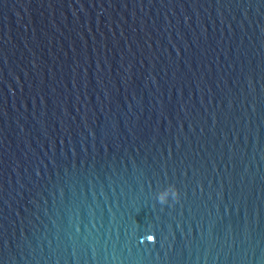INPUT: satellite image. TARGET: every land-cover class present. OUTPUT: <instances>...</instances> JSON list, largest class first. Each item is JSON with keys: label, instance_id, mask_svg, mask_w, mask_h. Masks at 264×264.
<instances>
[{"label": "water", "instance_id": "1", "mask_svg": "<svg viewBox=\"0 0 264 264\" xmlns=\"http://www.w3.org/2000/svg\"><path fill=\"white\" fill-rule=\"evenodd\" d=\"M0 264H264V0H0Z\"/></svg>", "mask_w": 264, "mask_h": 264}, {"label": "clouds", "instance_id": "2", "mask_svg": "<svg viewBox=\"0 0 264 264\" xmlns=\"http://www.w3.org/2000/svg\"><path fill=\"white\" fill-rule=\"evenodd\" d=\"M163 194H159L158 199L161 202H166L169 194H171L173 197L177 196V192L173 187H169L166 190L162 191Z\"/></svg>", "mask_w": 264, "mask_h": 264}, {"label": "snow or ice", "instance_id": "3", "mask_svg": "<svg viewBox=\"0 0 264 264\" xmlns=\"http://www.w3.org/2000/svg\"><path fill=\"white\" fill-rule=\"evenodd\" d=\"M152 237H149V239H151Z\"/></svg>", "mask_w": 264, "mask_h": 264}]
</instances>
